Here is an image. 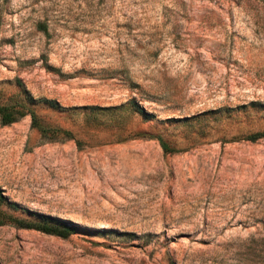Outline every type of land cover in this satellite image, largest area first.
Here are the masks:
<instances>
[{
  "label": "rangeland",
  "instance_id": "374dc122",
  "mask_svg": "<svg viewBox=\"0 0 264 264\" xmlns=\"http://www.w3.org/2000/svg\"><path fill=\"white\" fill-rule=\"evenodd\" d=\"M1 105L0 264H264V0H0Z\"/></svg>",
  "mask_w": 264,
  "mask_h": 264
},
{
  "label": "trees",
  "instance_id": "16d2710c",
  "mask_svg": "<svg viewBox=\"0 0 264 264\" xmlns=\"http://www.w3.org/2000/svg\"><path fill=\"white\" fill-rule=\"evenodd\" d=\"M51 106L55 107L56 105L51 103ZM129 106L132 107L133 110L140 113L142 116H149L143 109L137 107L133 103H129ZM24 111L17 110L12 105H1L0 106V123L2 125H8L13 122H15L17 119L22 117L24 115ZM32 116V126H37V119L35 117V114L31 112ZM43 136L47 133L46 129L41 128L40 129ZM53 133L61 132L63 134L64 138L69 139L71 138V134L67 131H60V130H53ZM54 136V135H53ZM264 138V133H257L254 135H251L246 138L248 141H256L258 139ZM161 147L163 149L164 153H169V150L167 149L166 145L161 142ZM6 200L2 195V192L0 191V204L4 203ZM42 222L37 225H23L19 223L20 228H28V229H35L40 232H43L45 234L55 235L61 238H67L70 234L76 232L78 230L76 227L69 226L68 224L61 222L58 223L56 220L50 219V218H42Z\"/></svg>",
  "mask_w": 264,
  "mask_h": 264
}]
</instances>
